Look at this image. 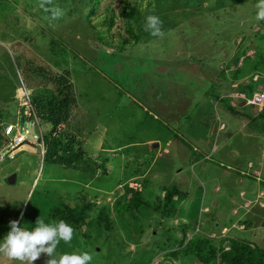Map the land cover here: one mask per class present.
Here are the masks:
<instances>
[{
    "label": "rangeland",
    "instance_id": "rangeland-1",
    "mask_svg": "<svg viewBox=\"0 0 264 264\" xmlns=\"http://www.w3.org/2000/svg\"><path fill=\"white\" fill-rule=\"evenodd\" d=\"M254 1L201 0L185 6L182 0H130L139 15L158 16L165 35L138 33L139 40H130L118 52L115 48L127 36L124 0H99L92 29L86 22L91 7L86 1L69 14L66 0H53L64 15L49 20L45 17L50 14L38 9L39 0H0V110L5 132L15 131L10 146L0 152V241L11 230L10 221L32 230L39 217L51 222V210L80 204L85 197L97 209L109 208L111 231L102 234L93 228L87 236L74 232L70 245L63 241L58 245V255L87 251L93 256L89 264H166L160 251L178 250L193 235L217 247L225 238L260 246L264 116L256 117L254 106L240 109L237 118L231 113L239 111L232 106L242 101L227 95L238 81L231 83L226 68L227 59L236 52L230 32L244 31V36L264 47L261 36L252 35L259 27L264 32V25L255 19L258 1ZM107 15L114 21L109 32V25H104ZM189 21L196 23L179 29ZM200 22H205V29H198ZM22 31L28 44L19 48L15 44L20 43ZM259 58L254 61L256 68L260 65L258 72L241 80L263 76L264 57ZM40 59L53 72L69 71L78 107L67 130L83 142L99 171L105 167L109 174L45 163V148L38 141L39 132L46 134L49 126L20 127L15 122L25 100L19 76L28 95L44 92L49 82L29 64ZM25 64L32 69L26 72ZM239 82L237 91L246 94ZM19 136L32 146L23 141L15 148ZM137 163L142 165L141 173L132 177L130 171L137 169ZM127 183L142 184V199L149 210L121 212L116 203L127 196ZM171 188L184 193L171 204L176 214L167 218L161 217L162 210L153 213L162 189ZM85 231L82 227L80 232ZM47 259L41 254L33 264H45ZM182 262L201 264L184 257L168 264ZM0 264L19 262L0 256Z\"/></svg>",
    "mask_w": 264,
    "mask_h": 264
},
{
    "label": "trees",
    "instance_id": "trees-1",
    "mask_svg": "<svg viewBox=\"0 0 264 264\" xmlns=\"http://www.w3.org/2000/svg\"><path fill=\"white\" fill-rule=\"evenodd\" d=\"M66 1L67 2L65 4H67V7H65L68 9L69 14L72 12L73 9L79 6V2L81 1H86L87 4L91 6L89 9V14L86 17V22L92 29L93 26L91 24V17L94 16L96 13L99 0ZM160 1L168 2L169 0ZM193 1L198 3L201 0H182L185 6L192 3ZM218 1L220 2L221 0ZM36 5H39V2ZM72 5H74V7ZM62 8L65 10V12H67L64 6H62ZM79 9L83 8L79 7ZM121 9L122 13L126 16L125 31L127 36L121 38V47L115 48L118 52L120 49L124 50L126 46L130 45V40H139L138 33L145 34L144 36H146L147 33L144 30V21L146 17L143 14L144 12H140L141 15H139V13L136 11L137 6L134 3H130V0H124L123 7ZM42 16H44V13L40 15V17ZM163 17L165 19V16ZM107 19L108 15L105 16L104 25H109V27H107L108 29L106 30L109 32L114 24V21L113 18H111V21ZM25 20H27V17H25ZM140 23H142V25ZM195 23L196 22L190 23V21L184 22L179 26V29L185 30L188 26L191 28ZM200 23L201 24L198 29H200L201 26H203L205 29V22ZM261 24L264 25V22L261 21ZM255 26L258 25L256 24ZM138 27H140V30L137 29ZM174 32L177 34V30H175ZM235 32V30L233 32H230V37L233 39L232 48L236 50V52L233 51L234 54H232L231 57L227 59L228 64L226 68L228 74H230L229 77L231 78V83L234 84L236 81H238V83L237 85L231 87V90L227 93V95L231 98V95L236 93L238 96L233 98H236L237 101H242V103L241 105L233 103L235 105H233L232 108H235L239 111H231V113L234 114L237 118L240 114V109L254 106L257 108L258 113L256 117H263L264 106L260 109L258 108L259 106L254 104H248L247 101L251 100V97L254 96L255 93H258L260 91L264 93V74L262 73L263 76L260 79H256L255 81L252 80V78H249L250 80L245 82L241 79L244 75H246V77L248 78V76H250L251 74L258 72L257 70L260 65L258 68H256V64L254 63V61L257 55L260 56L259 60L261 59L263 61L264 47L257 46L256 41H253L250 36H244V31L238 33L237 35H235ZM22 33L23 34L19 35L20 43L17 42L15 44V46L18 45L19 48L22 45L21 43L28 44V42H25V37H27L25 35V31H22ZM178 34L182 35L183 33L178 32ZM208 34L213 35L214 31L208 32ZM252 35L253 37L260 35V38L264 40V32L262 33L260 27L257 31H252ZM242 45H244L245 48ZM249 50H252V52L251 54L247 55ZM196 61L197 63L199 62L198 60ZM240 62L241 64L238 65ZM29 64L31 66L33 65L34 69H36L33 70L35 74H45L48 77L47 81L49 80V82L46 83V87H44V92H37L35 94L27 95L29 106L20 107L18 111L19 114L15 115V122H17L20 127L24 126L27 123H33L37 127H41V125L43 124L49 126L46 131V134H44L43 132L39 133L40 140L38 142L42 143L45 148V152L43 154L44 162H47V164L51 165H59L62 168L76 169V167H78L86 172L91 169L96 172V174H109V171L105 167H103L102 172L99 171V164H97V162H94V160L85 153L83 148V142L74 133H72L70 130H67L72 127L71 119L73 113L78 107L75 94V87L72 82L69 71L63 70L59 73L56 71L53 72L50 70L48 65H44L43 60L41 59L38 62H36V60H32V62L29 61ZM29 64H25L24 66L26 72H28V69H32L29 67ZM255 75H253L252 77H254ZM19 80L22 88H24V81L21 80L20 76ZM239 80L242 81L245 85H243L241 89H246V94L250 96V98H247L245 93L237 91L240 89L239 85H241V82H239ZM252 82L256 83L254 87L251 86ZM239 94H244L245 98H241ZM2 113L3 112L0 110V152H2V150L8 144L10 146L12 137L11 135H13V133L15 132H5V124ZM242 117L244 118V116ZM204 157H206V155H204L203 158ZM141 160L142 158L136 159V161L139 162ZM141 170L142 165L137 163V169L134 168L133 171H130L131 176L135 177L140 175ZM125 189L126 195L128 197L124 196L116 203L119 208H123L121 212L129 213L136 210H149L148 206L145 205L142 199V184L127 183ZM183 196L184 193L179 191L177 188L164 190L162 189V194L159 198L160 205L152 209L153 213L162 210L161 217H172L176 214L177 211L176 209L171 207V204L176 201L177 198ZM80 202V204H76L74 206L66 204L62 205L59 208L51 210L49 213L50 218L52 217L53 221H66L72 226L74 232L84 234V236H87L88 231L92 230L93 228L98 229V231L102 234L109 233L112 227V220L110 218L109 208L105 205H102L99 209H97L98 206L92 203L91 200H86L85 197H83L82 201L80 200ZM22 220L23 218L21 219V222ZM82 227H85L86 231L81 233L80 231ZM185 234L186 233H183L184 238L186 237ZM194 236L195 235L191 236L190 239L188 238L189 240H187L186 243L182 241L180 244L181 247L178 250H173L174 248H167L161 250L160 252L164 253V256L168 260V262L170 260L175 261L178 260L180 257H184L186 259L193 258V260H196L201 264H264V237L262 238V244L260 246L245 240L225 238L220 242V246L217 247L213 244L212 241L208 239H201L199 236ZM168 262L166 264H168ZM182 264H186V262H182Z\"/></svg>",
    "mask_w": 264,
    "mask_h": 264
},
{
    "label": "clouds",
    "instance_id": "clouds-1",
    "mask_svg": "<svg viewBox=\"0 0 264 264\" xmlns=\"http://www.w3.org/2000/svg\"><path fill=\"white\" fill-rule=\"evenodd\" d=\"M255 7V19L264 21V0H258ZM39 8L50 14L45 17L49 20H57L64 15L63 10L58 5L53 4V0H39ZM144 30L153 37L163 38L165 35L163 21L156 15L145 17ZM22 91L25 98L27 94L25 87L22 88ZM38 128L40 129V127ZM23 141L31 144L28 143L29 140L26 141V138H23L22 142L16 145L15 148L24 144ZM10 229L3 241H0V256L8 261L19 262V264H33L41 257V254H46L49 257L45 264H89L93 259L92 254L87 251L57 254L56 249L61 241L70 245L73 239L74 229L64 220L45 222L43 218L39 217L32 230L18 226V221L13 220L10 221Z\"/></svg>",
    "mask_w": 264,
    "mask_h": 264
},
{
    "label": "built area",
    "instance_id": "built-area-1",
    "mask_svg": "<svg viewBox=\"0 0 264 264\" xmlns=\"http://www.w3.org/2000/svg\"><path fill=\"white\" fill-rule=\"evenodd\" d=\"M24 102V106L27 107L29 106V102L27 100V94H26V97H25V100L23 101ZM263 102H264V93L262 92H259V93H256L251 100H249L247 103L248 104H254V105H257L259 107H262L263 106ZM23 138L21 136H19V138L17 137L16 140H15V143L16 144H19L20 142H22ZM0 161H2V159L0 158Z\"/></svg>",
    "mask_w": 264,
    "mask_h": 264
},
{
    "label": "crops",
    "instance_id": "crops-1",
    "mask_svg": "<svg viewBox=\"0 0 264 264\" xmlns=\"http://www.w3.org/2000/svg\"><path fill=\"white\" fill-rule=\"evenodd\" d=\"M241 64V62L238 64V65H240ZM231 69H232V67H231ZM251 76V75H250ZM232 97H237L238 95L236 94V93H234L233 95H231ZM239 96L241 97V98H245V95L244 94H239Z\"/></svg>",
    "mask_w": 264,
    "mask_h": 264
},
{
    "label": "water",
    "instance_id": "water-1",
    "mask_svg": "<svg viewBox=\"0 0 264 264\" xmlns=\"http://www.w3.org/2000/svg\"><path fill=\"white\" fill-rule=\"evenodd\" d=\"M13 178L15 179V176H13ZM7 182L10 183V184H11V183H12V184L14 183V181H11V179H8Z\"/></svg>",
    "mask_w": 264,
    "mask_h": 264
},
{
    "label": "bare ground",
    "instance_id": "bare-ground-1",
    "mask_svg": "<svg viewBox=\"0 0 264 264\" xmlns=\"http://www.w3.org/2000/svg\"><path fill=\"white\" fill-rule=\"evenodd\" d=\"M256 94V93H255ZM246 106H248V105H246ZM259 108V107H258Z\"/></svg>",
    "mask_w": 264,
    "mask_h": 264
}]
</instances>
